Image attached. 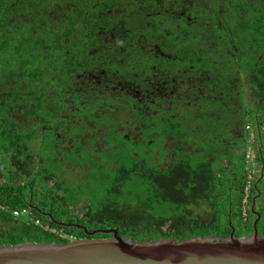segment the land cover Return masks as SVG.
<instances>
[{"label":"trees","instance_id":"trees-1","mask_svg":"<svg viewBox=\"0 0 264 264\" xmlns=\"http://www.w3.org/2000/svg\"><path fill=\"white\" fill-rule=\"evenodd\" d=\"M263 114L264 0H0V245L88 237L78 225L243 236L259 215L264 235V175L248 190L246 170ZM90 137L117 153L85 164ZM74 170L104 179L94 200L70 193Z\"/></svg>","mask_w":264,"mask_h":264},{"label":"water","instance_id":"water-1","mask_svg":"<svg viewBox=\"0 0 264 264\" xmlns=\"http://www.w3.org/2000/svg\"><path fill=\"white\" fill-rule=\"evenodd\" d=\"M259 220L260 215L253 232L247 235L237 236L233 229L229 236L198 235L182 240L161 237L139 241L119 235L116 229L88 231L78 225L88 237L64 244L0 245V264H264V235L258 230ZM97 233L112 236L93 237Z\"/></svg>","mask_w":264,"mask_h":264},{"label":"rangeland","instance_id":"rangeland-1","mask_svg":"<svg viewBox=\"0 0 264 264\" xmlns=\"http://www.w3.org/2000/svg\"><path fill=\"white\" fill-rule=\"evenodd\" d=\"M257 119H258V121L256 119L250 120L251 121L250 122L251 125L254 124L255 129H258L260 127V129H262V131L264 132V114L262 116L260 115L259 118H257ZM248 136L250 137L251 133H249ZM75 138L76 139L77 138L82 139L81 133L77 132L75 134ZM108 138H109V136L106 137L104 140H106ZM86 140H87L86 143H83L82 145L77 143V142H75V144L80 147V151L81 150L83 151V154H82L83 158L81 157V160H85L84 161L85 164H88V163L91 162V158H92L93 154L97 155V156H101L102 160L106 161V160H111V158H113V155L117 153V151H115L114 149L109 148L108 145L104 146V144H102L101 141L98 143L99 149L96 150L95 146L93 145V139L90 137V138H87ZM0 144H1V142H0ZM83 145H85L87 148L84 147ZM260 149H261V145H259L257 150L260 151ZM68 157H70V156H68ZM120 158H122V156H120ZM61 159H63V158L61 157ZM74 159H75V157H72V160H74ZM162 165H165V164L162 163ZM68 166L70 168V164H68ZM262 169H263V163L258 168V171H260L261 175H262ZM94 171H95L94 175L96 176V174L101 173V168L99 166H97V167L94 168ZM259 174L257 172V175L255 177V174L250 173V174H248V177L251 175L253 177L254 183L256 184L257 180L259 181L260 178H262V177H260ZM91 176H92V174L91 175L85 174V178L86 179H83L84 174L82 172H80L78 170H74V171L69 172L67 174L66 178H69V180H70L67 183V184L71 185V186H69L70 193H71V191H74V192L78 193L77 195H80V196H82L84 198L86 197L88 199V201L89 200H91V201L94 200L92 198L96 195L95 192L96 193L98 192L97 190L99 189V187L104 189L105 185L103 184L104 183V179L95 180V179L90 178ZM100 189H99V191H100ZM263 189H264V185H263ZM257 197H258V195H257ZM79 206H82V203H80ZM78 208H80V207H78ZM78 208H76V209L74 208V209L77 211ZM19 209H22V208H19ZM80 209H84V207L80 208ZM167 211L170 212V210H167ZM73 238H76V237H73Z\"/></svg>","mask_w":264,"mask_h":264},{"label":"built area","instance_id":"built-area-1","mask_svg":"<svg viewBox=\"0 0 264 264\" xmlns=\"http://www.w3.org/2000/svg\"><path fill=\"white\" fill-rule=\"evenodd\" d=\"M246 129L249 133H251V136L247 139V146H246V170H247V174L253 173V174H255V177H256L257 172L259 174V171H258V168H259L258 167L259 166V161H258L259 151L255 147L257 136H256V132H255L253 126H251V124H248L246 126ZM247 177H248V175H247ZM253 181H254L253 177L250 175L248 177V183H249L247 185L248 190H250V185H251V182H253ZM247 201H248V196L245 198L244 202L247 203ZM13 214L16 217H20V218L22 217L23 219H27V221L31 220V221H34L35 224L42 225L39 217L35 216L30 211V209L27 207L22 208V209H15V210H13ZM244 214H246L245 209H244ZM52 230H53V232H56L55 229H52ZM59 234L61 236L66 237V238L73 239V236L65 235V234H63L62 231H60Z\"/></svg>","mask_w":264,"mask_h":264},{"label":"crops","instance_id":"crops-1","mask_svg":"<svg viewBox=\"0 0 264 264\" xmlns=\"http://www.w3.org/2000/svg\"><path fill=\"white\" fill-rule=\"evenodd\" d=\"M259 138H261V139H263V141L260 143L261 144V151L263 150L264 151V132H262V135H260V137Z\"/></svg>","mask_w":264,"mask_h":264},{"label":"clouds","instance_id":"clouds-1","mask_svg":"<svg viewBox=\"0 0 264 264\" xmlns=\"http://www.w3.org/2000/svg\"><path fill=\"white\" fill-rule=\"evenodd\" d=\"M259 153H260V151H259ZM259 155V154H258ZM259 173H260V171H259ZM260 175V174H259ZM74 239V238H73ZM70 240H72V239H70Z\"/></svg>","mask_w":264,"mask_h":264},{"label":"flooded vegetation","instance_id":"flooded-vegetation-1","mask_svg":"<svg viewBox=\"0 0 264 264\" xmlns=\"http://www.w3.org/2000/svg\"><path fill=\"white\" fill-rule=\"evenodd\" d=\"M15 116H16V113H15ZM30 201H32V199Z\"/></svg>","mask_w":264,"mask_h":264},{"label":"bare ground","instance_id":"bare-ground-1","mask_svg":"<svg viewBox=\"0 0 264 264\" xmlns=\"http://www.w3.org/2000/svg\"><path fill=\"white\" fill-rule=\"evenodd\" d=\"M247 130V129H246Z\"/></svg>","mask_w":264,"mask_h":264}]
</instances>
